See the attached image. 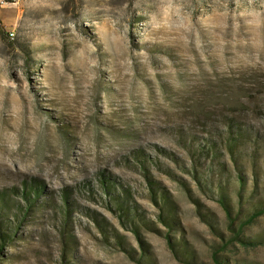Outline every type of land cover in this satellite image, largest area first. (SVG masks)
Segmentation results:
<instances>
[{
	"label": "rangeland",
	"instance_id": "rangeland-1",
	"mask_svg": "<svg viewBox=\"0 0 264 264\" xmlns=\"http://www.w3.org/2000/svg\"><path fill=\"white\" fill-rule=\"evenodd\" d=\"M230 121L257 136L240 163L246 189L261 186L248 156L261 181L264 0H0V195L10 206L0 264H134L137 242L101 180L157 230L132 221L151 264H182L142 173L171 203L177 228L168 234L208 263L217 238L191 200L222 228L220 208L199 191L218 178L216 166L199 150L212 142L231 180L220 143ZM240 235L263 237L264 215ZM224 250L231 263L264 264V246Z\"/></svg>",
	"mask_w": 264,
	"mask_h": 264
},
{
	"label": "trees",
	"instance_id": "trees-1",
	"mask_svg": "<svg viewBox=\"0 0 264 264\" xmlns=\"http://www.w3.org/2000/svg\"><path fill=\"white\" fill-rule=\"evenodd\" d=\"M234 122H229L226 124V137L225 141L222 143L223 151L228 157V161L231 165V171L233 172V177L231 180L225 178L228 174L227 167L225 164L220 162L215 156L218 154L217 148L212 142H206V147L199 150L205 154L212 156L214 165L216 166L217 179L212 182H207V187L202 185L200 180L195 178L200 184L199 191L201 194L207 196L209 201L216 203L220 208L222 213V228L218 227L215 216L203 205L199 204L196 199H192L194 206V214L197 219L203 223L210 233L217 238V241L212 242L208 246V263H201L196 261V252L185 245V242L179 238V240H174L168 233L171 229L177 228V221L173 216H171V203L165 193L159 190L154 183L150 180L146 173H142L146 181V186L148 189V199L150 203L160 211L156 214L157 222L165 228L163 237L165 243L169 249L172 258L182 264H234L231 260L227 258L224 254L226 247L231 244H236L239 247H256L264 246V236L248 238L240 235L242 228L250 224L257 217L264 215V163H263V178L260 181L258 176L259 168L254 165L252 158L255 157L253 151L248 156L249 172L252 176V182L260 184L261 186H256L248 190L245 187V177L243 175V165L240 160L243 159L245 154L240 152L241 148L244 146L255 149L257 146V136L252 128L233 125ZM239 149V150H238ZM187 151H190L187 149ZM191 152H189L190 154ZM255 154V155H254ZM192 156V155H191ZM189 156V157H191ZM256 161V160H255ZM212 162V161H210ZM141 170H143L141 168ZM223 178H220L222 177ZM251 182V183H252ZM111 189L105 181H99V190L102 195H107L114 206V210L120 220V223L128 222L130 225V232L133 234L135 241L137 242L138 253L137 256L132 257V262L134 264H151V255L148 250H145V244L141 241L140 235L137 232L138 226L134 224V221L140 227L148 229L149 231H157L152 227L151 222L145 221L136 211L132 210L129 214L128 208L122 207L117 200V197L113 195L114 193H109L107 190ZM34 193L37 192L36 186L32 183L30 188ZM188 193L187 189H184ZM22 199L26 202V207L30 204V200L27 194L21 193ZM63 205V215H66L67 204L65 202V197H62ZM7 207H10L7 202V198H2L0 195V224L6 222L5 215L7 214ZM163 212V213H162ZM170 215V216H169ZM147 230V231H148ZM99 231L103 233V229L99 228ZM115 243L121 245L119 240L120 237L113 235ZM9 236L4 233H0V244L8 240ZM127 253L130 250H125Z\"/></svg>",
	"mask_w": 264,
	"mask_h": 264
},
{
	"label": "built area",
	"instance_id": "built-area-1",
	"mask_svg": "<svg viewBox=\"0 0 264 264\" xmlns=\"http://www.w3.org/2000/svg\"><path fill=\"white\" fill-rule=\"evenodd\" d=\"M10 35V34H9Z\"/></svg>",
	"mask_w": 264,
	"mask_h": 264
}]
</instances>
